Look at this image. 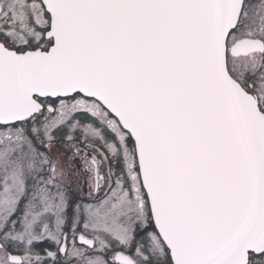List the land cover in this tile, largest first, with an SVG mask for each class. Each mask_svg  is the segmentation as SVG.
I'll return each instance as SVG.
<instances>
[{"label": "snow or ice", "instance_id": "obj_1", "mask_svg": "<svg viewBox=\"0 0 264 264\" xmlns=\"http://www.w3.org/2000/svg\"><path fill=\"white\" fill-rule=\"evenodd\" d=\"M0 264H264V0H0Z\"/></svg>", "mask_w": 264, "mask_h": 264}]
</instances>
